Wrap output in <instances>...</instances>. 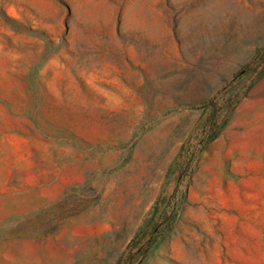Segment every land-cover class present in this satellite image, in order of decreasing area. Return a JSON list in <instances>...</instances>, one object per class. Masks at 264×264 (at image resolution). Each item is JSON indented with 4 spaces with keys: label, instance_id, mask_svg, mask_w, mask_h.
Returning <instances> with one entry per match:
<instances>
[{
    "label": "rangeland",
    "instance_id": "374dc122",
    "mask_svg": "<svg viewBox=\"0 0 264 264\" xmlns=\"http://www.w3.org/2000/svg\"><path fill=\"white\" fill-rule=\"evenodd\" d=\"M263 46L264 0H0V264H116L173 194L139 264H264Z\"/></svg>",
    "mask_w": 264,
    "mask_h": 264
},
{
    "label": "trees",
    "instance_id": "16d2710c",
    "mask_svg": "<svg viewBox=\"0 0 264 264\" xmlns=\"http://www.w3.org/2000/svg\"><path fill=\"white\" fill-rule=\"evenodd\" d=\"M264 54V46L256 50V55ZM246 67V66H245ZM244 70L238 71L232 78V81L237 79L240 75H242ZM206 107L204 111L211 108L210 114H208V120L200 122L205 126V137L199 140V146L195 150L189 151V142L186 141L180 149V156L183 161V156L189 155L185 167L189 172L192 171V168L196 161L199 159L200 154L204 151L205 147L212 142L219 134L220 130L223 127V124H219L217 121V106L216 103L212 100H208L206 102ZM184 202V194L177 196L173 194L169 198L159 197L152 208L151 218L148 220V223L152 220V218L159 217V223L151 226L150 232V240H148L147 244L143 247L135 246L134 242L130 244L129 252L122 258H120L116 264H139L138 260L140 257H145L149 251V249L155 243V236L159 233V231L165 226H172L176 221L180 208ZM149 226V225H146ZM150 227V226H149ZM156 245V244H155Z\"/></svg>",
    "mask_w": 264,
    "mask_h": 264
}]
</instances>
